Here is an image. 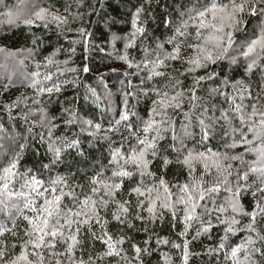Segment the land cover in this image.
Returning <instances> with one entry per match:
<instances>
[{
	"label": "snow or ice",
	"instance_id": "snow-or-ice-1",
	"mask_svg": "<svg viewBox=\"0 0 264 264\" xmlns=\"http://www.w3.org/2000/svg\"><path fill=\"white\" fill-rule=\"evenodd\" d=\"M97 2L64 0L57 8L52 0H39L25 16L0 4L8 23H22L31 35L28 47L0 43V53L21 63L32 59L37 69L55 65L61 74L33 71L24 80L0 81V112L28 124L29 134L36 124L47 130L46 136L36 133L43 155L23 129L7 153L0 150V264H153L154 253L159 257L154 264H264V0H121L130 30L120 35L110 30L108 52L86 27ZM50 26L56 45L36 60ZM61 37L69 47L59 44ZM117 41L123 42L119 50ZM137 42L139 59L129 54ZM92 48L127 65L107 70L119 82L118 118L106 124L88 119L71 103L60 108V116L49 114L39 97L47 94L50 103L63 86L76 85L80 71H91ZM61 50L65 59H54ZM104 75L96 73L110 102ZM162 77L164 85L152 83ZM17 84L34 89L33 104L39 107L14 114L28 101L24 93L10 97ZM87 92L99 99L96 89ZM141 99L150 101L146 118L136 110ZM32 112L39 120L29 119ZM53 121L72 129L54 136ZM189 137L199 147H188ZM26 150L34 168L54 174L45 179L22 165ZM176 165L186 177L178 170L169 174ZM165 221L169 235L161 236L157 229ZM202 236L216 239L204 243ZM162 245L175 249V261Z\"/></svg>",
	"mask_w": 264,
	"mask_h": 264
},
{
	"label": "trees",
	"instance_id": "trees-1",
	"mask_svg": "<svg viewBox=\"0 0 264 264\" xmlns=\"http://www.w3.org/2000/svg\"><path fill=\"white\" fill-rule=\"evenodd\" d=\"M3 3H7L9 8H12L14 13L19 14L21 16L28 15L31 11L33 5L39 2V0H0ZM52 2L55 4L57 8H60L62 4L64 3V0H52ZM110 2L111 7H108L105 0H98L95 7L97 9L94 13H89V16L91 17V21L86 25V27H89L93 30L95 33V43L99 45L101 48H105V52L110 51V48L105 47L107 44L108 39H110V30L111 32H116L118 35L122 34L123 32H127L130 30V23H129V15L127 8L121 6V0H108ZM45 3H47V0H45ZM85 3H91V0H85ZM3 12V9L0 8V13ZM110 17H116L117 23L115 25L112 24ZM105 20L108 21V23H105ZM76 26V23L74 22L72 24V27L74 28ZM53 31H49L46 34V43L43 46V49L40 51V55H37L35 57L36 60H40L42 56L47 55L52 51V48L56 45V34L54 31V26H50ZM33 32H37L36 26L32 27ZM37 34H39L37 32ZM67 35L74 36L76 35L75 32H68ZM239 36V34H237ZM0 43H7L9 47L13 48H21V47H28L31 39V35L29 33V30L26 26H24L22 23H15L10 25L7 21V19L0 14ZM151 37H149L150 41ZM59 44L63 46V48H67L70 45L66 40H64L62 37L59 40ZM115 47L117 50L121 49L123 47L122 41L115 42ZM129 54L130 56H135L136 59L140 58V49H139V42L136 43L135 46L129 47ZM17 59L18 64H22L24 66L23 69L20 68V74H23L24 76H27L33 71H40L41 75L44 73V71H52L56 73V66L53 65L51 67H47L45 65H41L39 69L36 68L35 64L33 63L32 59H23V62H20L19 57H13V56H6L3 53H0V64L3 63V61H9ZM56 60H64L65 59V53L63 50H61L59 53L56 54L54 57ZM81 59V53L79 51V45L77 46V53L75 56H73V62L75 63L76 67H79ZM240 59V58H238ZM89 67L91 68L90 72H79V82L74 86H63L61 90V94L56 95L53 94L51 96V102H48V99H46V95H42L39 97V99L43 102L44 106L47 108L49 114H56L57 116H60V108L61 107H67L69 103L72 104L78 111H80L81 115L85 116L88 119L96 118L97 121H102L103 123H107L108 120L112 119L114 116L118 118V109L121 106L120 103V93L116 91L117 88H119V82L117 79V76L115 73L107 71L108 69H117V70H124L127 65L123 61H118L115 59H106L104 57V53H98L96 48H92L88 54V60ZM60 67H64V65H59ZM69 67L73 66V63L70 62ZM22 70H24V73H22ZM104 73V79L105 83L107 84V87L111 90L112 95L110 98L107 97V95L104 93L103 87L99 85V81L96 77V73ZM57 76H60V73H56ZM64 76H67L69 78H72L74 76L73 73H64ZM241 74H233L232 78H241ZM7 78V77H6ZM6 78L0 79V81L6 80ZM55 78V77H54ZM25 77L23 78V80ZM166 77L162 78H155L152 83H154L157 87H160L161 85L165 84ZM182 79V77H181ZM132 83L135 85L138 83L137 79L133 78ZM88 88H94L96 89V93L98 96V100H94L87 92ZM130 90V89H129ZM164 90V89H162ZM34 89H31L30 87H23L17 84V87L10 89V97L15 98L16 96L20 95L21 93H24L28 97L27 104H21L15 112H19L21 109L24 111H28L29 108L32 107H39V105L33 104V95ZM212 103H217V98L212 97L211 98ZM111 106V110L109 111V107ZM150 101L146 99H141L139 103L137 104L136 110L137 112L146 118L145 110L146 108L150 107ZM187 107V104L185 105ZM224 107H227V105H224ZM217 115H219V112H217ZM30 120H39V113L32 112L29 117ZM180 119L181 117L179 115L175 116V123H176V129L177 132L180 131ZM54 123H57L58 128L53 130L54 136H60L62 133L63 135H68L69 130L72 129L71 125L65 126L59 121H53ZM0 124L3 125V128L0 129V150H3L4 153H7L10 147L14 145L15 140L18 138L19 134H21L22 129L25 130L23 132V135L25 138L35 143L37 147H40L39 145V136L36 135V133H43L45 136L47 135V130L45 128H42L39 124H36L33 126V132L32 134H29L26 129L29 127L28 124L23 123V121H20L19 124L16 123L15 120H9L6 114L3 112H0ZM78 127V126H77ZM193 131L198 132V128H194ZM87 133H83L82 137H86ZM113 139H116V137H113ZM169 142L170 137H167ZM24 142V141H21ZM96 143H104L103 141H96ZM163 143V142H161ZM185 143L188 147H199L198 145H194L193 138L189 137L185 140ZM87 146V145H86ZM214 146V143H213ZM43 148L40 147V153L43 155ZM47 161H45L46 163ZM196 173L199 174V172L202 170V165L200 162H194ZM21 164L32 168L34 171H38V175L43 176L45 179L49 175H53L54 173H46L41 172L34 168V157L33 155L28 152L27 150L23 154V158L21 159ZM151 167V166H150ZM60 168H57L56 171H60ZM155 171V169H152ZM179 171L182 176L186 177V172L183 169H180L179 165H176L175 170L170 166L168 169V172L170 175L175 176L176 171ZM159 175V173H158ZM168 177L166 176V179ZM79 183V181H77ZM175 192V189H173ZM245 203V207H248V201H243ZM3 218V213L0 212V219ZM166 221H167V213H166ZM165 225H161L157 230L159 232V235L161 236H168L169 230L168 227ZM157 224H159V221H157ZM240 234H237V237ZM135 239L138 241L141 239L140 235H135ZM170 239H175V235H171ZM216 237L214 236L212 240L207 239L206 237H201V240L204 241V243H212ZM235 239V238H233ZM155 238L150 242L153 247H155ZM128 245L126 244L125 247ZM161 249L165 252H171L172 259L175 261L177 259L175 255V249H170L169 246L162 245ZM98 250V249H97ZM199 248V243H197V249ZM159 257L154 253L151 257V261L154 262L157 261ZM106 264H110L109 261L106 260Z\"/></svg>",
	"mask_w": 264,
	"mask_h": 264
},
{
	"label": "rangeland",
	"instance_id": "rangeland-1",
	"mask_svg": "<svg viewBox=\"0 0 264 264\" xmlns=\"http://www.w3.org/2000/svg\"><path fill=\"white\" fill-rule=\"evenodd\" d=\"M0 4H2V1H0ZM20 68L23 69L24 66L22 64H18V60H10L9 61H3L2 64H0V79L6 78L8 76H12L15 81L23 80V74H20ZM22 73H24V70H22Z\"/></svg>",
	"mask_w": 264,
	"mask_h": 264
}]
</instances>
